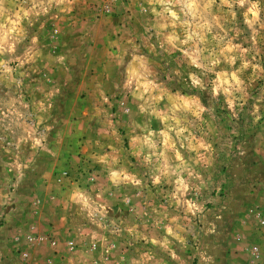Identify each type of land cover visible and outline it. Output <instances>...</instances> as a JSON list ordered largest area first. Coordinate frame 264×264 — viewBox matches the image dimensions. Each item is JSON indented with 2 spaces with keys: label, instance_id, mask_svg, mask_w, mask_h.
<instances>
[{
  "label": "rangeland",
  "instance_id": "obj_1",
  "mask_svg": "<svg viewBox=\"0 0 264 264\" xmlns=\"http://www.w3.org/2000/svg\"><path fill=\"white\" fill-rule=\"evenodd\" d=\"M0 264H264V0H0Z\"/></svg>",
  "mask_w": 264,
  "mask_h": 264
}]
</instances>
